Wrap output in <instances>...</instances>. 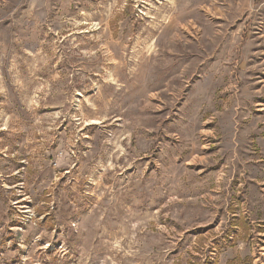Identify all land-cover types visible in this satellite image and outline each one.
Returning a JSON list of instances; mask_svg holds the SVG:
<instances>
[{
    "label": "rangeland",
    "instance_id": "374dc122",
    "mask_svg": "<svg viewBox=\"0 0 264 264\" xmlns=\"http://www.w3.org/2000/svg\"><path fill=\"white\" fill-rule=\"evenodd\" d=\"M0 264H264V0H0Z\"/></svg>",
    "mask_w": 264,
    "mask_h": 264
}]
</instances>
